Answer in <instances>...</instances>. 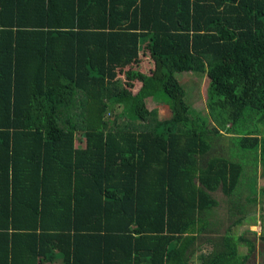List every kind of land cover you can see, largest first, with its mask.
<instances>
[{"label":"trees","instance_id":"16d2710c","mask_svg":"<svg viewBox=\"0 0 264 264\" xmlns=\"http://www.w3.org/2000/svg\"><path fill=\"white\" fill-rule=\"evenodd\" d=\"M259 177L264 0H0V264H246Z\"/></svg>","mask_w":264,"mask_h":264},{"label":"crops","instance_id":"0c3cea01","mask_svg":"<svg viewBox=\"0 0 264 264\" xmlns=\"http://www.w3.org/2000/svg\"><path fill=\"white\" fill-rule=\"evenodd\" d=\"M262 183H264L263 180L261 181L260 184H262ZM260 184L258 185L259 187L262 186ZM263 193L264 192H262V189H258L257 194H256V200L254 201L255 204L252 202L253 205L252 206L249 205L250 206L249 212L245 216V219L243 221L239 222V224L237 223V229H236L237 235L240 236L242 234H245V236L246 237L248 236L250 239H252V241H257L256 247L254 248V251H252L250 253L246 264H264V243L262 241H260L258 238V235L260 234V231H261L260 215L264 214V212H259L261 210L264 211V200H263V202L260 201V200L264 199ZM214 209L213 210L216 211V216L217 217L219 216L221 219H222V216L225 215L226 211L231 210V211L235 212V210H236L234 207H229L228 202H225L223 204L219 203ZM244 223L248 224V228H246V229L242 228L243 227L242 225H244ZM251 225L256 227L255 230L251 229ZM210 235L211 234H208L207 238ZM202 247L203 248L200 251L205 253L212 248V244H210V242H206V244H204V246H202ZM205 249H206V251H204ZM238 251L242 255L246 254V252H247V247H246V244L243 242V240H241L239 242ZM199 252H196V254Z\"/></svg>","mask_w":264,"mask_h":264},{"label":"rangeland","instance_id":"374dc122","mask_svg":"<svg viewBox=\"0 0 264 264\" xmlns=\"http://www.w3.org/2000/svg\"><path fill=\"white\" fill-rule=\"evenodd\" d=\"M142 59L143 60L138 65V68L143 72H148V70L150 68V59L146 56L143 57ZM176 77L180 81L183 79L182 81L185 83V85H189V87L192 89L189 93V100H190L191 104L188 100V97L186 96V100L188 101L189 106H190L191 114L193 115L196 113H200V114L206 115L207 112H206L205 97H206V88L208 85V79L206 78V76L200 77L198 75L195 76L192 73H189V74L179 73L176 75ZM184 83H183V85H184ZM139 85L140 84H138V86ZM146 104H147V107L149 109H151L152 107L157 105V102L152 100V99H148ZM160 113H161V117H165V115L167 114L166 111H164L163 109L160 110ZM261 181H262L261 177L257 178L258 185L261 183ZM260 185H264V183H262ZM259 212H264V211L261 210ZM242 226H243L242 227L243 229L248 228V224H246V223H244V225H242ZM255 228L256 227L251 225L252 230H255ZM204 251H206V249ZM199 261L200 260L197 258V256H195V258L193 259V262H190L189 264H199ZM43 264H59V263L56 261L53 263L45 262Z\"/></svg>","mask_w":264,"mask_h":264}]
</instances>
